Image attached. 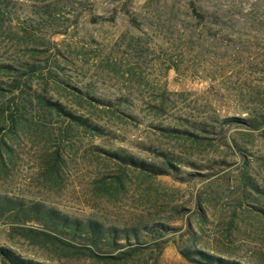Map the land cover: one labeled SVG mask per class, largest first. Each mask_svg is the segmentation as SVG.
<instances>
[{
    "label": "rangeland",
    "instance_id": "rangeland-1",
    "mask_svg": "<svg viewBox=\"0 0 264 264\" xmlns=\"http://www.w3.org/2000/svg\"><path fill=\"white\" fill-rule=\"evenodd\" d=\"M0 84V245L47 264H193L184 246L264 264V122H223L264 119V0H0ZM147 147L181 172L150 176L106 152L160 161ZM36 204L117 235L27 220Z\"/></svg>",
    "mask_w": 264,
    "mask_h": 264
},
{
    "label": "trees",
    "instance_id": "trees-1",
    "mask_svg": "<svg viewBox=\"0 0 264 264\" xmlns=\"http://www.w3.org/2000/svg\"><path fill=\"white\" fill-rule=\"evenodd\" d=\"M191 9L193 13L201 17L202 14L199 13L196 9V6L194 5V2L190 3ZM114 16L110 15L109 17L104 16H92L93 22L98 21H104V20H113ZM6 91H9V89L3 85L0 84V94L5 93ZM38 102L43 107L50 111H54L55 113H58L60 115H63L67 120H69L71 123L76 124L78 127L83 128L84 130L91 132L96 135H103L105 134V131L102 126H100L97 123H94L90 118L75 114L69 110H67L61 103L58 101L51 100L43 95L38 96ZM14 113H9V116L11 117L12 124L14 125L15 118ZM224 123L227 124H236V125H246L250 126L252 128H257L260 126L264 119L262 117H228L223 119ZM14 128V126L12 127ZM177 129H174L176 131ZM150 151H152L157 157L160 158V161H147L146 159L140 158L136 156L135 154L128 153L125 151H106L107 154L115 159L117 163L125 166H130L141 173L150 175V176H157V175H173L177 176L178 173L181 172L180 167L178 166L176 160V157L173 155H170L169 153H166L164 151L155 149L153 147H147ZM55 160H59V154L55 153ZM194 164V163H193ZM195 174L191 172H185V176L181 177V180H186L187 178L194 177ZM121 177H117V180L120 181ZM244 179L249 184V179L245 176ZM254 188V187H253ZM6 204V201L4 202ZM3 203L0 202V211L3 209ZM43 214L46 215L47 221H51L55 226L62 225L65 229H71L74 228L75 230H84L87 232V234H90V240L94 242H98L102 240V237L108 236L112 241H114L115 236L117 235V231L115 227H105L102 223L95 221V220H87L85 222H82L80 219L71 218L66 214L61 213L60 211L48 208L45 209L42 205L36 204L33 205L29 210V215L27 216V220L34 219L38 220L40 222L45 223L44 219L42 220ZM84 225V226H83ZM158 226H164L161 223H157ZM83 226V227H82ZM62 228L63 230H65ZM106 228V231H105ZM146 228V227H144ZM136 230V231H135ZM138 228L132 227L128 231L125 228L118 230V232L123 233L124 236L127 238L130 236V234L136 235ZM152 230V229H151ZM155 230V229H154ZM32 236H36L38 234H42L46 236L47 238H51L49 233L45 231H33ZM69 233V230L67 231ZM54 239L60 241L61 243L68 245V247L71 246L66 241H62L57 239L56 237H53ZM179 252L183 256L184 259L189 261L193 264H248L245 262H242L240 260H237L235 258L231 257H225L222 255H218L216 253L209 252L207 250H204L202 248L196 247V246H184L179 248ZM0 260L3 264H47L45 262L37 261L32 258H27L22 256L20 253H17L12 248L7 246L0 245Z\"/></svg>",
    "mask_w": 264,
    "mask_h": 264
}]
</instances>
